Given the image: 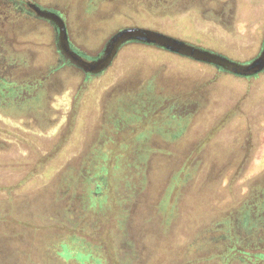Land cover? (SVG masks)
<instances>
[{
  "label": "flooded vegetation",
  "instance_id": "af4514ba",
  "mask_svg": "<svg viewBox=\"0 0 264 264\" xmlns=\"http://www.w3.org/2000/svg\"><path fill=\"white\" fill-rule=\"evenodd\" d=\"M126 29L226 62L130 38L101 65ZM263 47L264 0H0V154L34 149L13 169L38 183L0 197V264H79L47 248L62 234L98 238V264H224L234 233L264 249V66L244 68Z\"/></svg>",
  "mask_w": 264,
  "mask_h": 264
},
{
  "label": "rangeland",
  "instance_id": "374dc122",
  "mask_svg": "<svg viewBox=\"0 0 264 264\" xmlns=\"http://www.w3.org/2000/svg\"><path fill=\"white\" fill-rule=\"evenodd\" d=\"M197 24L195 22H192L190 24V27H188L187 29L183 30L182 32L179 30L178 33L185 35V36H189L191 38H194V40H197L196 37H192V34H194L195 32L193 31L194 29H196ZM242 25L239 26V29H242ZM0 125L3 126L4 128H10L12 129V124H7V123H3L2 121H0ZM18 131V136L20 138V140L15 139L19 144H18V148L22 149L24 148V146H27L26 141L27 139H30L32 142L34 141L37 145V148L40 147V140L38 139V137H36L33 134H30L28 131L23 130V129H16ZM260 142H261V147L259 148V150L256 153L255 156V161L253 162L252 165V170L250 171L251 173H256L257 171H260V169H262L264 167V132L260 133ZM30 151L31 153H26L24 151L19 152L17 151L16 154H12L11 152H4L0 154V174L1 177H3V179H1L0 181V197L5 196L6 193H9L10 189H12L11 191H13L15 194H23L26 191H30L32 190L38 183L36 180H34L33 178L35 177H31L30 180L33 181H27V174L23 175V173L21 174L22 170H19V168L13 169L15 167H19V165H21L23 162L26 161H35L37 160V154L36 151L34 149H32L30 147ZM25 154V155H24ZM24 155V156H23ZM57 156V154H55ZM5 168H10L8 171L7 170H3ZM9 172H13V173H19V175L17 177H13L12 175L8 174ZM248 175H252L250 173H248ZM47 179V177L45 178ZM28 182V183H27ZM23 183V184H22ZM5 190H4V189ZM14 188V189H13ZM5 219H10V220H15L16 222H24L23 220H19L16 218H11V217H5ZM38 222V221H37ZM31 232L32 234H42V232L46 231L48 232L47 235H50L49 232L50 228L47 227L46 225H40L38 223H32L31 224ZM45 229V230H44ZM62 240H58V246L61 244L62 242L65 243H72L74 244V246H76V248L83 253V251H90V252H94L96 253V255L100 256H104V254H102V251L100 253L97 252V250H94L92 248V245H94L96 242H98V238L89 235V234H77L76 239L74 240H69L68 238V234H62ZM68 238V239H66ZM107 246L112 250L113 247V243L112 241L109 240V242H107ZM75 258L78 259L79 264L81 263L80 261V257H78L77 255H75Z\"/></svg>",
  "mask_w": 264,
  "mask_h": 264
},
{
  "label": "trees",
  "instance_id": "16d2710c",
  "mask_svg": "<svg viewBox=\"0 0 264 264\" xmlns=\"http://www.w3.org/2000/svg\"><path fill=\"white\" fill-rule=\"evenodd\" d=\"M234 234L233 235L230 234V236L236 238L235 240H233V243L235 244V246H233V248H231V249H229L227 251V258H225L224 264L228 263L230 258L234 254L235 255L238 254L239 255L238 257H240V258L241 257H244V259L247 258L248 260L252 261L253 264H260L262 259L264 258V249H263V247H260L259 245L247 246L242 241L237 239V237H239L238 234H235V235ZM68 238H69V240H74L75 239V238H72L70 236H68ZM68 238H66V239H68ZM7 240L11 241L9 239H7ZM60 240H62V239H60ZM58 242L59 241L55 240L53 242V247L52 248L50 247L49 243L46 245L47 248L50 249L51 253L52 252L58 253V254L60 253L65 258L75 257V255H77L78 257H80V260H81L80 264H85L84 261H89V264H98L99 263V259L100 258L94 252H90V251L86 250V251H83V253H82L72 243H65V242L61 241V244L58 246ZM247 244L249 245V243H247ZM17 257H16V259H20L19 260L20 264H23V262H22L23 256L17 254ZM26 264H37V263H35L33 260H30V262L26 263ZM46 264H53V261L52 262H48Z\"/></svg>",
  "mask_w": 264,
  "mask_h": 264
},
{
  "label": "water",
  "instance_id": "95a60500",
  "mask_svg": "<svg viewBox=\"0 0 264 264\" xmlns=\"http://www.w3.org/2000/svg\"><path fill=\"white\" fill-rule=\"evenodd\" d=\"M130 38H137V39L152 41V42H155V43H157L161 46H164L166 48L176 50V51H181V52H184V53H187V54L199 57V58L203 57V58L208 59V60H218L219 62H226L225 59L220 58V57H218L214 54H211L207 51L193 48L191 46L184 44L181 41L163 36V35L158 34V33H152V32H148V31H144V30H138V29H126V30H122L121 32H119L117 34V36L114 38V45L109 50L108 55L106 57H104V60L101 62V65H104L107 62V60L112 55L114 49L116 48V46L119 43H121L122 41H124L126 39H130ZM254 65L257 66L256 70H258L264 66V47H263V51H262L261 56L254 61V64L246 65V66H244V68L248 70ZM243 72L246 73L247 71L244 70Z\"/></svg>",
  "mask_w": 264,
  "mask_h": 264
}]
</instances>
